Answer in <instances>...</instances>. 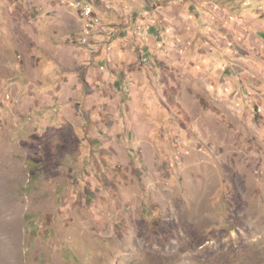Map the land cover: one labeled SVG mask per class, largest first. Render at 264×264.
Returning <instances> with one entry per match:
<instances>
[{
  "label": "rangeland",
  "instance_id": "1",
  "mask_svg": "<svg viewBox=\"0 0 264 264\" xmlns=\"http://www.w3.org/2000/svg\"><path fill=\"white\" fill-rule=\"evenodd\" d=\"M71 1L0 0V264H264V0L136 13L117 78L62 52Z\"/></svg>",
  "mask_w": 264,
  "mask_h": 264
},
{
  "label": "crops",
  "instance_id": "2",
  "mask_svg": "<svg viewBox=\"0 0 264 264\" xmlns=\"http://www.w3.org/2000/svg\"><path fill=\"white\" fill-rule=\"evenodd\" d=\"M234 1L240 2V0ZM223 3V0H221V2H217V0H97V3H95L96 12L102 15V17L104 13L107 15L104 16L102 20L103 23L92 31L93 33L87 34L84 31L86 20L78 10L74 8H68V10L63 9V6L58 7L59 16L56 17L58 22L54 23V26L57 28L61 27L64 35L77 40L76 44H74L75 40H68L66 38V44L62 47V52H65L68 57L70 56V59L74 61L76 67H82V65H86V62L89 61V77L96 76V74L94 75L96 71L103 77H115L116 75L114 74L111 76L107 66L100 67L99 63L104 61L116 63L119 58H122L123 49L125 50V48L124 46L123 48L121 47L123 42L130 35V32H133V28L135 29L136 27V24L134 25L136 13L139 12L138 21H140L141 16L146 13L159 11L157 12L160 15L158 27H161L162 31H173L174 34L180 29L183 30V27H185L186 29H191L190 34L192 37L194 32H197L199 27L204 24V21L211 22L214 27H216L215 24L218 25L220 22V15L222 13H224L225 16L228 15V13H226L227 9H224ZM155 4L157 5L155 6ZM243 4L245 5V3ZM106 6H108L107 9ZM115 9L121 13H116L115 15ZM212 13H215V16H213ZM243 16L244 15L240 14V17L245 20V16ZM105 17H107V19ZM117 17H124L131 25L128 27L123 26L127 35L120 33L118 38H115L114 35L117 33V29L120 26ZM186 20L190 22L189 28H187L185 24ZM174 22L177 24H174ZM125 25L127 26V24ZM164 34L168 35L166 32H164ZM182 35L183 39H185L186 36L189 39L188 34L182 33ZM193 37L196 38L197 35ZM128 40H131V37ZM48 51L58 58L62 56L57 54L60 52L57 48H53L52 50L48 49Z\"/></svg>",
  "mask_w": 264,
  "mask_h": 264
},
{
  "label": "bare ground",
  "instance_id": "3",
  "mask_svg": "<svg viewBox=\"0 0 264 264\" xmlns=\"http://www.w3.org/2000/svg\"><path fill=\"white\" fill-rule=\"evenodd\" d=\"M75 7V6H74ZM77 8V7H76ZM81 13V15H82V17L86 20V23H85V32L87 33V34H90L97 26H100V24L102 23V19H101V17H100V15L95 11V20H93V24H92V26H90V21H89V19L86 17V15H85V13H83V12H80ZM103 26V25H102ZM93 33V32H92ZM4 202H5V200H4ZM2 203V202H1ZM4 207V206H3ZM8 208V207H7ZM2 209H4V208H2ZM6 209V208H5ZM5 212V211H4ZM5 216V215H4ZM3 220V219H2ZM10 222V221H9ZM6 223V222H5ZM3 224V223H2ZM14 226V225H13ZM4 227V226H3ZM5 228V227H4ZM13 228V227H12ZM1 239V238H0ZM14 240V239H13ZM12 240V241H13ZM16 240V239H15ZM18 240V239H17ZM6 241V240H5ZM2 242V241H1ZM4 242V241H3ZM16 242V241H15ZM15 242H14V244H15ZM9 243V242H8ZM8 243H6V244H8ZM17 243V242H16ZM11 244V243H10ZM254 244L256 245L257 243H255L254 242ZM7 246V245H6ZM10 246V245H9ZM9 246H7V247H9ZM4 247V246H3ZM11 248V247H10ZM194 248V247H193ZM192 249V248H191ZM1 250V249H0ZM4 250V249H3ZM2 251V250H1ZM5 251H6V249H5ZM8 251V250H7ZM18 251V250H17ZM6 253V252H5ZM13 253V252H12ZM19 253V252H18ZM188 253H190V252H188ZM228 253V252H227ZM1 254H2V252H1ZM9 254V253H8ZM3 256H4V253L2 254ZM228 255H229V261L230 262H232L233 264H252V262H251V258L250 257H245L243 254H239L238 253V251H234V252H232L231 254L230 253H228ZM2 256V257H3ZM11 256H12V254L9 256L10 258H11ZM14 256H16V255H13V257ZM17 257V256H16ZM5 258V257H4ZM6 259H7V257H6ZM14 259H15V257H14ZM195 260H197V259H195ZM3 261V259H1V262ZM7 261H9V260H7ZM192 261V260H191ZM7 263V262H6ZM5 263V264H6ZM9 263V262H8ZM11 263V262H10ZM204 263V262H203Z\"/></svg>",
  "mask_w": 264,
  "mask_h": 264
},
{
  "label": "built area",
  "instance_id": "4",
  "mask_svg": "<svg viewBox=\"0 0 264 264\" xmlns=\"http://www.w3.org/2000/svg\"><path fill=\"white\" fill-rule=\"evenodd\" d=\"M71 6H75L77 7V10L79 12L85 13L86 17L90 21V26H92L93 20H95V11H96V8L93 3L85 0H76L71 2ZM263 109L264 107L259 106L258 108L259 113L262 114Z\"/></svg>",
  "mask_w": 264,
  "mask_h": 264
}]
</instances>
